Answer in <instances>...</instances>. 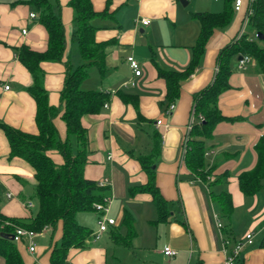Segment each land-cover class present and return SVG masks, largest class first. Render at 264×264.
<instances>
[{
  "label": "crops",
  "instance_id": "obj_1",
  "mask_svg": "<svg viewBox=\"0 0 264 264\" xmlns=\"http://www.w3.org/2000/svg\"><path fill=\"white\" fill-rule=\"evenodd\" d=\"M19 1L28 0H0V213L28 220L35 213L31 200L34 171L26 161L10 156L9 141L1 124L37 133L36 103L27 92L33 85V77L19 61L16 48L28 45L44 51L48 34L39 17L30 16L35 7ZM49 1L63 21L67 38L65 60L41 65L49 103L59 106L65 61L76 67L81 57L78 45L72 41L75 27L69 0ZM91 1L95 11L107 13L93 21L98 28L96 41L107 43L106 72L101 76L97 68L93 67L96 71L91 68L83 87L107 93L109 101L100 113L83 117L89 136L84 176L97 182L108 180L107 195L113 197V204H122L123 208L115 215H111L112 209L108 214L116 220L115 226L97 238L92 236L86 248H71L68 263L224 264L236 243L246 242L247 234H252V240L258 239L259 245L264 236V188L246 195L238 179L256 166L255 146L264 135V75L254 60L243 68L238 65L239 58L232 60L229 88L219 96L223 119L205 140L206 153H209L205 155V165L206 169H213V179L204 182L192 174L184 158L189 133L197 122L194 96L214 82L221 50L247 32L245 10L250 0H243V7L235 10L228 26L214 30L199 64L181 82L180 95L171 112L166 102L167 84L159 76V70L183 72L190 66L194 57L192 47L201 30V23L193 13H220L225 9L226 0ZM143 19H149L150 23L144 25ZM249 34L250 39L256 40L254 33ZM130 56L138 62L140 76L130 66ZM119 92L135 96L137 105L124 102ZM55 124L64 138L65 123L58 117ZM157 133L161 151L159 157H153ZM49 155L54 161L63 162L59 152L52 151ZM148 156L153 161L159 191L167 203L168 221H158L159 212L150 195L133 197L129 192L131 187L147 182L139 158ZM221 177L222 181H218ZM223 191L230 193L234 206L230 231L225 235L218 228L217 220L222 228L229 221L211 196L212 192ZM29 201L34 204L31 208L26 207ZM94 215L98 222V214ZM130 220L134 234L128 239ZM77 221L88 224L84 213L77 215ZM241 223H244L242 233L238 231ZM91 230L92 234L96 233L98 224ZM61 237V225L38 233L34 252L28 250V242L24 240L18 245L24 263L51 264V252L60 246ZM257 243L246 242L240 255L243 264H264V249L256 248ZM166 246L177 254L165 256ZM0 260L5 264L2 257Z\"/></svg>",
  "mask_w": 264,
  "mask_h": 264
},
{
  "label": "trees",
  "instance_id": "obj_2",
  "mask_svg": "<svg viewBox=\"0 0 264 264\" xmlns=\"http://www.w3.org/2000/svg\"><path fill=\"white\" fill-rule=\"evenodd\" d=\"M17 3L33 5L39 11V22L48 34L47 48L44 51L33 49L28 45L16 48L19 61L33 77V85L27 88V92L36 103L37 133H28L1 124L9 141L10 156L21 158L33 168L35 185L31 200L37 206V211L35 210L28 220L10 218L0 213V227H2L0 257L4 259L5 264H25L18 248L23 242L15 243L1 236L2 233L12 234L18 226L41 233L61 225V244L53 248L50 262L67 264L68 251L71 248H86L93 236L90 228L77 221V215L94 212L93 205L101 202L110 189V187H100L97 181L84 176L89 136L87 128L83 125L84 116L100 113L109 101L107 93L87 90L83 87L91 68H97L101 76L106 72L104 51L107 43L96 41L98 28L93 21L100 16H107V13L95 11L91 0H69L75 27L72 41L78 45L81 63L73 67L70 61H65L61 102L59 106H53L49 103V93L44 86L45 72L41 65L47 61L65 60L67 51L65 26L61 17L54 13L49 0H28ZM234 6L235 0H226L225 9L220 13H193V17L201 23V30L196 44L192 47L194 57L190 66L183 72L159 70V76L167 84L168 106L174 104L179 97L181 82L187 79L199 64L205 45L214 30L224 28L231 23L235 12ZM245 17L247 32L221 50L214 82L194 96V116L197 122L193 124L189 133L184 158L189 171L204 182H209L213 172V169H206L205 140L211 137L214 126L223 119L218 101L221 93L229 88L232 60L240 56H249L264 75V42L257 38V33L264 35V0L248 1ZM250 32L255 34L256 40L250 39ZM119 95L124 102L137 105L135 96L122 92H119ZM58 117L66 126L64 138L61 137L55 124ZM52 151L62 155V163L53 160L49 155ZM160 151L161 141L157 133L151 156L159 157ZM255 151L256 166L242 173L238 178L240 189L246 195H252L264 188V135L256 144ZM149 156L139 158L147 174V182L131 187L129 192L133 197L137 194L150 195L159 212L158 221H168L167 203L157 186L155 169L152 167L153 161ZM222 177L218 181H222ZM213 183L210 185L212 186ZM211 196L213 202L220 207L222 216L229 221L228 225L221 228L222 234L225 235L230 231V218L234 210L231 195L223 191L219 194L212 192ZM128 224L127 237L131 239L134 234L132 221H128ZM259 247L264 249V236ZM240 255L236 257L235 264H243Z\"/></svg>",
  "mask_w": 264,
  "mask_h": 264
},
{
  "label": "built area",
  "instance_id": "obj_3",
  "mask_svg": "<svg viewBox=\"0 0 264 264\" xmlns=\"http://www.w3.org/2000/svg\"><path fill=\"white\" fill-rule=\"evenodd\" d=\"M251 2L254 0H250ZM243 7V0H235V10L236 11H240L241 8ZM32 18L35 17V14L32 13L30 15ZM247 20V19H246ZM150 23L149 19H143V24L144 25H148ZM128 61L130 63V66L132 67V69L135 72L136 76H140L141 75V70L139 68V64L138 62L134 59V57L130 56L128 57ZM252 59L249 56H241V59L238 60V65L240 68H243L245 66V64L251 62ZM6 89H9V86L5 87ZM105 107H108V105H106ZM175 105L174 104H170L168 107L169 112H171L172 110H174ZM161 122L158 121V124H160ZM184 152H186V149L184 150ZM209 153H206V155H208ZM213 177H209V181L212 180ZM100 187H109L110 186V182L108 180H104L101 182H98ZM11 195L9 194V197ZM113 204V197L111 195H107L103 198V200L101 202H97L93 205V209H94V213L98 214V230L96 233L93 234V236L95 238L101 236V234L107 232L109 230L110 227L115 226L116 225V220L114 218L109 217V212L111 210V205ZM33 202L29 201L26 204L27 208H31L33 207ZM217 226L219 229L222 228V224L220 223L219 220H217ZM2 227H0L1 230ZM14 239L13 241L15 243H22L24 242V240H26L28 242V250L30 252H34L36 250V245H35V237L38 235L37 232L27 229V228H23V227H15L14 232L12 233ZM252 234H247L246 236V242L247 243H251L252 242ZM246 242L241 241L236 243L235 247L230 251V253L228 254L224 264H235V259L236 257H238L241 252L242 249L244 247V245L246 244ZM225 245H228L227 241L225 240ZM163 253L165 254V256L167 257H173L177 254V252L175 250H173L170 246H166L163 250ZM69 264V263H67Z\"/></svg>",
  "mask_w": 264,
  "mask_h": 264
},
{
  "label": "rangeland",
  "instance_id": "obj_4",
  "mask_svg": "<svg viewBox=\"0 0 264 264\" xmlns=\"http://www.w3.org/2000/svg\"><path fill=\"white\" fill-rule=\"evenodd\" d=\"M32 10H33V13H35V15H37V17H39V11L35 8V9H33L32 8ZM92 70H95V69H93L92 68ZM96 71V70H95ZM37 206L35 205L34 207H33V211L34 210H36L37 211ZM119 208H123L122 207V204H112L111 205V215H115V213L117 212V210L119 209ZM85 214V216H86V220H87V223L88 224H85V226H87L88 228H90V229H93V228H95L96 226H97V221H96V217H95V215H94V213H92V212H87V213H84ZM115 217H117V215L115 216ZM95 226V227H94ZM238 231H240V233H242L243 231H244V223H241V225L239 226V228H238ZM96 232V231H95ZM262 236H260V238H261ZM260 238H259V240H260ZM237 239L239 240V239H241V234H240V236H238L237 237ZM257 240L258 239H256L255 237H254V240H252V241H254L255 243H257ZM259 245H258V243H257V247L256 248H259L258 247ZM0 264H2V261L0 260ZM4 264V263H3Z\"/></svg>",
  "mask_w": 264,
  "mask_h": 264
},
{
  "label": "water",
  "instance_id": "obj_5",
  "mask_svg": "<svg viewBox=\"0 0 264 264\" xmlns=\"http://www.w3.org/2000/svg\"><path fill=\"white\" fill-rule=\"evenodd\" d=\"M181 2L182 3H184V1L183 0H181ZM257 38L259 39V40H261V41H263L264 42V35L262 34V33H257ZM241 59V56L239 57V60ZM1 236H3V237H5V238H9L10 240H13L14 239V237H13V235L12 234H1Z\"/></svg>",
  "mask_w": 264,
  "mask_h": 264
}]
</instances>
